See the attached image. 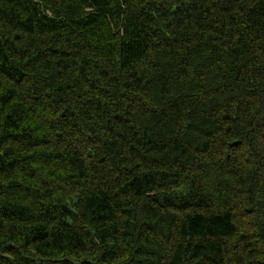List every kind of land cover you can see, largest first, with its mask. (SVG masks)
Listing matches in <instances>:
<instances>
[{"label":"trees","instance_id":"trees-1","mask_svg":"<svg viewBox=\"0 0 264 264\" xmlns=\"http://www.w3.org/2000/svg\"><path fill=\"white\" fill-rule=\"evenodd\" d=\"M0 264H264V0H0Z\"/></svg>","mask_w":264,"mask_h":264}]
</instances>
